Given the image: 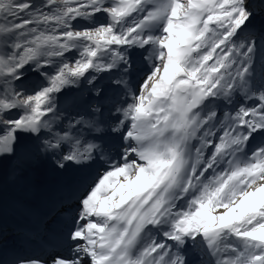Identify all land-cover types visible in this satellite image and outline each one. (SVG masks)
<instances>
[{"label": "snow or ice", "instance_id": "obj_1", "mask_svg": "<svg viewBox=\"0 0 264 264\" xmlns=\"http://www.w3.org/2000/svg\"><path fill=\"white\" fill-rule=\"evenodd\" d=\"M4 159L0 264H264V0H0Z\"/></svg>", "mask_w": 264, "mask_h": 264}, {"label": "bare ground", "instance_id": "obj_2", "mask_svg": "<svg viewBox=\"0 0 264 264\" xmlns=\"http://www.w3.org/2000/svg\"><path fill=\"white\" fill-rule=\"evenodd\" d=\"M257 142H259V138H257ZM72 174L71 168L66 173L59 174L52 170L50 164H42L31 174L33 181L36 182H34V188L31 191L5 185L4 212L7 227V248L10 256L13 248L24 247L23 251L25 252L33 251L31 246L25 245L18 238L19 234L32 226L35 219L32 213L45 211L50 199L55 196L58 186ZM17 201L26 202L32 212L18 210ZM4 222L3 219H0V223ZM36 251L39 250L36 249Z\"/></svg>", "mask_w": 264, "mask_h": 264}, {"label": "rangeland", "instance_id": "obj_3", "mask_svg": "<svg viewBox=\"0 0 264 264\" xmlns=\"http://www.w3.org/2000/svg\"><path fill=\"white\" fill-rule=\"evenodd\" d=\"M35 2L36 3H40V2H42V0H35ZM185 2V0H181V3H184ZM99 19H100V21L101 22H103V20H104V18L101 16V17H99ZM219 51V50H218ZM75 55V54H74ZM209 63H211V61L209 62ZM35 79H36V77L35 76H33L32 77V80L33 81H35ZM104 84H107V80H104V81H102ZM10 167H11V163L8 161V160H6V159H4V160H0V172H3L4 170H7V169H10ZM35 182V181H34ZM36 183V182H35ZM5 192V191H4ZM218 212H222L223 211V209L221 208V209H218L217 210Z\"/></svg>", "mask_w": 264, "mask_h": 264}]
</instances>
